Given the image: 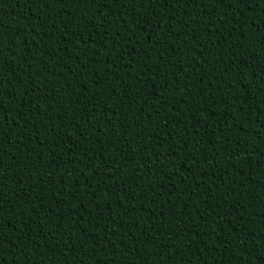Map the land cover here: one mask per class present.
<instances>
[{
    "label": "trees",
    "instance_id": "1",
    "mask_svg": "<svg viewBox=\"0 0 264 264\" xmlns=\"http://www.w3.org/2000/svg\"><path fill=\"white\" fill-rule=\"evenodd\" d=\"M242 3L0 0V264H264Z\"/></svg>",
    "mask_w": 264,
    "mask_h": 264
},
{
    "label": "snow or ice",
    "instance_id": "2",
    "mask_svg": "<svg viewBox=\"0 0 264 264\" xmlns=\"http://www.w3.org/2000/svg\"><path fill=\"white\" fill-rule=\"evenodd\" d=\"M129 2H132V0H129ZM148 2H151V0H135V3L140 6L139 8H136L135 10L139 13L140 12V9L141 8H144L145 4L148 3ZM237 2H240L241 3V7H243L242 0H237ZM146 10L147 9L145 8V11ZM161 10H163V9H161ZM0 87H2V84H0ZM2 100H3V93L0 92V102H2ZM261 255L264 256V253H262Z\"/></svg>",
    "mask_w": 264,
    "mask_h": 264
}]
</instances>
